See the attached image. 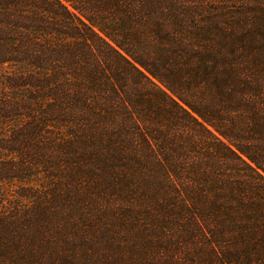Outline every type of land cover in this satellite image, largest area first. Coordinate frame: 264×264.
Masks as SVG:
<instances>
[{
    "label": "trees",
    "instance_id": "1",
    "mask_svg": "<svg viewBox=\"0 0 264 264\" xmlns=\"http://www.w3.org/2000/svg\"><path fill=\"white\" fill-rule=\"evenodd\" d=\"M0 264H264V0H0Z\"/></svg>",
    "mask_w": 264,
    "mask_h": 264
}]
</instances>
